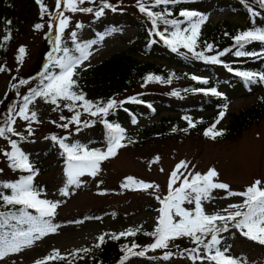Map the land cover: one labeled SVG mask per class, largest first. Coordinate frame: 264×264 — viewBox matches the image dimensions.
Instances as JSON below:
<instances>
[{
	"label": "rangeland",
	"instance_id": "374dc122",
	"mask_svg": "<svg viewBox=\"0 0 264 264\" xmlns=\"http://www.w3.org/2000/svg\"><path fill=\"white\" fill-rule=\"evenodd\" d=\"M104 2L105 0H85L83 4L78 3V7H89L93 9V12L78 11L73 13L64 8L61 9L64 15L69 17V25L62 34V46L75 49V45L79 44L83 47L91 33V27L96 25V20L105 14L114 12L112 8H105L103 14L97 17L95 12L103 6ZM106 2L111 4L115 11L124 9L141 17L152 32L149 24L150 20L138 10L136 0H106ZM27 3L32 6L30 16L24 18L22 13L27 10ZM43 3L47 6L48 12L41 17L40 7L35 0H15L16 21L15 29L11 35L10 49L0 59V65L7 69L0 72V126L7 120L9 108L15 105L18 109L22 103V97L28 94L29 88L20 94V79H25L36 73L35 71L40 67L42 58L47 52V49L45 50L47 46L54 51L55 25L58 23L54 19L57 15L56 1L43 0ZM51 3L54 4L52 8L50 7ZM50 18L54 25L51 30L48 26ZM220 22H227L230 26L235 27L244 26L245 24L241 16L229 12L228 9L213 10L205 23L213 27ZM36 23L44 24V28L35 30L33 26ZM78 24L81 27H77ZM180 26L181 28L187 27V22L183 21ZM163 28L174 30L171 25H165ZM138 30L139 27L126 25L89 44L87 47V50L91 53L89 59L77 68V73L81 68L89 67L95 62L121 51L145 61L181 68V66L164 57L144 55L135 51L136 46H132L129 38ZM73 31L76 32L75 40L71 38ZM157 42V45L162 46L159 40ZM20 46H24L26 50L22 62L17 60ZM203 75H208V72H204ZM182 83L138 85L130 92H134V90L167 92L172 86ZM13 84L16 85L15 88L12 87ZM263 91L264 86L255 85L249 89L231 92L226 105L230 111H236L241 106H247L255 102L257 94ZM130 92L123 93L118 98L120 99ZM64 103L67 102L62 101L60 107L53 111L55 105L37 98L30 105V110L37 113L39 123L31 122V135L28 134L29 121H24L19 117H15L16 123L13 127L20 136L8 134L11 139L17 141L18 147L24 153H39L38 155L32 154L33 160L37 159V165L44 168L35 175L34 181L46 184V190L41 192L42 199L59 202L54 217L61 222L58 224L57 232L49 233L39 240H35L31 246L25 247L19 253L9 254L3 260H0V264H31L35 260L51 254L53 249H58L62 255H66L76 249L90 247L104 232L117 235L126 232L128 229H141L144 232L136 244L138 246L137 252L143 251L147 255L161 257H165L166 253H171L168 257L174 264H194L197 260L190 259L189 252L184 251L195 247L187 237L170 241L168 248L153 250L147 247L154 242L155 237L145 235V233L154 231L159 216L158 210L161 207L156 196L163 198L167 195L169 176L176 164L182 160L189 163L187 170H180L185 175L188 174V171L203 174L209 168H215L219 173L214 178L216 182L228 184L232 191H243L257 179L264 182V115L235 137L212 139L204 135V129H207L206 125L216 122L215 119H212L214 117L212 110L191 114L161 107L160 112L152 118L141 117L135 123L122 122L127 129L123 134L124 139L122 141L125 146L119 148L115 156L101 162L100 170L95 177L90 175L81 177L82 183L80 186H70L69 195L65 196L61 192L66 182L65 163L62 161L63 152L51 140V136L55 134L57 137L66 136L70 139L77 137L79 140H86L95 134L94 131L99 129L98 125L102 114L94 117L90 113L84 112L80 116L82 122L80 125L69 124L67 129L61 128L57 125L67 123L68 120H61L60 117L64 116L71 119L75 113L74 110L70 112L65 108ZM206 116H210L209 121L196 123L194 128H189L188 123L184 122L186 118L196 117L198 119ZM161 117H166V119L163 120ZM172 118L176 121L175 124L178 127L173 128L175 131L173 129L163 131L165 124ZM53 121L56 123H53ZM85 121L89 122V126H84L83 122ZM228 122L229 117L224 115L220 122L216 124L215 129L225 127ZM152 124L153 126L150 128L149 126ZM77 127L80 128L79 132L76 131ZM143 128L153 129L154 132H151L145 139L132 138L133 135L140 134ZM184 129H187V131H184ZM100 135V137H103L102 133ZM21 136L25 139H21ZM49 145H54L52 152L43 156L42 154L47 151ZM95 148L104 151L107 144L100 143ZM10 150L8 140L0 138V151ZM156 157H159V160L153 163ZM33 160H30L32 165ZM0 169L3 170L0 171L2 182H14L21 176L29 174L12 170L9 167V161L3 155H0ZM129 176L138 181L154 183L159 187L146 191L125 189L121 186V180ZM179 183L180 181L177 182V186H179ZM241 201V197H230L227 196L225 190L214 189L211 192V199L203 201V207L206 213L212 214L227 208L229 204L240 203ZM184 207L191 209L194 205L185 203ZM83 216L90 218L85 221H77ZM229 229L237 232L235 228L229 227ZM252 242L254 241L237 237L232 242L226 255L238 256L241 259V254L244 253L247 259H241L242 264H264L263 248ZM71 264L92 263L81 261Z\"/></svg>",
	"mask_w": 264,
	"mask_h": 264
},
{
	"label": "snow or ice",
	"instance_id": "6c2138e0",
	"mask_svg": "<svg viewBox=\"0 0 264 264\" xmlns=\"http://www.w3.org/2000/svg\"><path fill=\"white\" fill-rule=\"evenodd\" d=\"M181 0H136V5L141 13H144L151 21L155 34L160 37L167 46L171 48L173 52H177L180 47L187 49L191 52L195 58L203 59L205 61L219 64L222 61L220 56L225 55L231 49H224L217 55L206 56L203 51L197 52V39L199 35L200 25L204 23L206 17L203 15L189 10H181L179 15L184 17L189 26L181 28L180 25L183 21L178 19H168L171 15L168 9L162 12L153 11L154 7L160 5L178 4ZM36 3L40 7V15L43 17L47 14V6L43 3V0H36ZM79 4L85 3V0H56L55 8L57 15L54 19L58 22L55 25L56 34L53 43L55 44L54 52L62 53L59 56L53 57L49 54V65H46L45 72L41 74L39 85L36 88H29L28 94L22 97V103L17 107L11 106L8 110L7 120L0 126V138H5L10 144V151H0V155H3L9 161V167L14 171H22L29 173L28 175L21 176L14 182H0V205L20 206L15 213L12 212H0V227L8 224L9 219L17 221L19 224H27L29 227L26 231L19 230L15 226L10 233H5L3 238H0V260L8 256L11 253H19L25 247L31 246L35 240H39L43 236L49 233L57 232L59 225L52 223V217L56 214V209L59 202H53L47 199L41 198V190L34 185V177L38 170L33 168V165L29 161L28 155H26L17 144L16 140L10 138L8 134L20 136L16 133L13 125L16 123L15 117H19L24 121H29L28 134L31 135V122L37 120V113L30 110V105L33 104L37 98L43 99L46 103H51L56 107L53 111H56L60 107L62 101L64 107L70 112L76 107H82L83 111L90 113L91 116L107 115L110 109L117 105V101L110 99L106 105L100 106L94 104L92 101L85 98L83 92H77L74 87L77 84L75 76L78 75L77 68L83 65L85 60L89 59L90 52L87 47H81L79 44L75 45V50L79 55H73L67 46H62V34L69 25V17L64 15L62 8L67 9L70 12H93L89 7H78ZM259 5L264 8V0H259ZM105 8H115L106 2L99 8L95 15L99 17L103 14ZM252 16L255 17L260 13L254 9H249ZM158 21L164 25H171L173 31L170 35L167 34L168 30L163 31L158 28ZM10 24L11 21H8ZM49 29L51 30L54 25L49 21ZM35 30L44 28V24L36 23ZM81 27V25H77ZM76 32L71 33V38L75 40ZM11 33L5 34L2 39L9 40ZM235 44L239 48L233 53L235 56H256L255 52H245L241 49L245 44L253 41H259L264 44V29L256 28L254 30L243 31L236 35L234 38ZM207 49L210 51L213 48L212 44H207ZM25 47L20 46L18 49L17 60L22 62L25 55ZM52 68H58L59 71L52 72ZM7 69L0 65V72H4ZM229 71L232 69L229 67ZM238 76L243 77L247 82L256 83L264 81V72H237ZM15 79V77H13ZM148 80H157L161 78L156 76L147 77ZM192 79L200 80L201 78L193 76ZM203 83H207V80H203ZM21 85L28 84V80L21 79L19 81ZM16 87L15 84L12 85ZM205 93H211L212 95L221 96L222 93L218 92L215 88L199 89ZM177 94V93H173ZM19 95V93H17ZM134 99V98H129ZM82 102L77 105L76 102ZM122 103V102H120ZM94 109V110H93ZM226 111L227 105H224ZM225 111H221L216 122L205 130L204 135L215 139L217 136L223 135L222 131H214L216 124L220 122L225 115ZM81 112L75 111L71 119L61 116V120H68L67 123L58 124V127L67 129L69 124L80 125ZM187 119V118H186ZM107 129V148L104 151L99 149H89L88 147L79 143L68 144L65 143L66 137H57L55 134L51 136V140L57 142L59 147L63 149L62 155L65 156V168L64 173L66 176L65 187L61 189L63 195H69L70 186H80L82 183L81 177L90 175L95 177L100 170V164L102 161L107 160L117 154L119 148L124 147L122 143L124 139V129L118 124L108 123L107 120L102 121ZM135 123V121H133ZM53 123H56L53 121ZM84 126H89V122H83ZM189 128H194L196 125L191 119H188ZM76 131L79 132L80 128L77 127ZM175 131V129H173ZM187 131V129H184ZM21 139L25 137L21 136ZM131 142V141H130ZM159 157H156L153 161L156 162ZM195 167V166H193ZM189 163L186 161H180L176 164L169 176L168 193L161 198L156 196V199L160 202L159 216L157 218V224L155 229L151 233H145L155 237L152 244L148 245V248H168L169 242L176 239L187 237L195 245L192 249H185V252H189L190 258L193 261H211L214 264H242L240 260L230 255H226L228 249L223 250L218 247L221 244L222 237L220 233L229 230V227L238 230L244 237L251 240L258 241L264 244V182L257 179L251 185L247 186L243 191H232L230 186L226 183L216 182V178L219 173L215 168H209L206 173L188 171L185 175L181 172V169L187 170ZM0 171H3L0 169ZM163 171V169H161ZM180 181L179 186L177 182ZM125 189L133 190H148L158 188V185L154 183L145 182L142 180H136L129 176L125 178V181L121 185ZM9 189L10 194H4L3 190ZM214 189H223L227 192V196L241 197L240 203L229 204L227 208L222 209L220 212H214L208 214L204 211L203 201L211 199V192ZM185 203L194 205L189 209L184 207ZM29 209L35 210L36 215L28 211ZM136 231L128 229L126 232H121L118 235L113 234L112 239H119L123 236L135 235ZM105 235L102 234L98 237L99 243L96 247H100L104 243ZM138 247L133 244L132 247L124 246L125 255L124 260H127L130 255L143 256L144 252H134L132 249ZM201 249L204 254L201 255ZM80 251L87 252L88 249L76 250L70 255H77ZM171 253H166L167 258ZM83 259V257H80ZM66 257L60 253L58 249H53L52 253L45 256L42 259H37L34 264H49L50 261L65 260ZM71 264V262H69Z\"/></svg>",
	"mask_w": 264,
	"mask_h": 264
},
{
	"label": "trees",
	"instance_id": "16d2710c",
	"mask_svg": "<svg viewBox=\"0 0 264 264\" xmlns=\"http://www.w3.org/2000/svg\"><path fill=\"white\" fill-rule=\"evenodd\" d=\"M51 4L52 5H50V7L52 8L54 4ZM26 6L27 10L22 13L24 18H28L30 16L32 5L27 3ZM250 8L254 9L260 14L253 17L252 13L249 11ZM165 9H168L171 12V15L167 17L168 19L186 21L187 27L189 26L188 21L179 15L181 10L195 11L206 17L204 23L201 24L199 28L196 46L197 52L203 51L206 56H213L217 55L224 49H231V51L219 57V59L222 61L221 63L214 64L203 59L195 58L191 52L183 47H180L177 52H173L171 48L167 46L162 40H160V37L155 34L151 21H149V24L152 32L148 29L147 24L141 17L136 16L127 10H118L101 16L96 20V25L91 27V33L83 47H88L89 44L94 43L99 38L104 37L111 31L120 29L126 25H133L139 27V30L129 38L132 46H136L134 49L135 51L144 55L164 57L181 66V68L165 66L161 63H154L152 61L138 59L125 51L115 53L106 59L95 62L89 67L81 68L78 75L74 77V79L77 81V84L74 87L75 91L83 92L87 100L92 101L94 104H99L100 106L106 105L110 99L116 100L118 103L115 107L109 110L107 115L102 114L100 116V124L98 125L99 129L94 131L95 134L92 137H89L86 140H79L77 137L70 139L69 137L65 136V143H79L88 147L89 149H96L95 147L100 145V143L107 144L108 129L102 122L103 120H107L108 123L114 125L121 124L124 121H132L134 118L143 116L149 117L158 114L161 107L180 111L181 113L187 112L191 114L194 112L199 113L205 110H212L214 114L212 119L217 120L219 113L221 111H225L224 105H226L227 99L231 92L249 89L255 85L264 86V81L250 83L247 82L243 77L236 74L237 72L244 71L254 73L264 72V44L259 41H253L251 43L245 44L244 48L241 49L245 52H255L258 54L256 56L237 57L233 54L239 48L233 39L236 35L243 31L254 30L256 28L264 29V8L259 5V0H181V2L178 4L160 5L154 7L152 10L162 12ZM217 9H228L229 12L241 16L245 21L244 26L235 27L230 26L227 22H220L217 25L211 27L210 24L205 23L209 14L213 10ZM8 21H11V23L9 24ZM15 21V0H0V59L3 58L7 50L10 49L12 41L11 38L5 41L2 39V37L8 32H10L12 35L15 29ZM164 26L165 25L162 22L158 21L159 30H165L163 28ZM183 28H186V26ZM171 31L173 30H168L167 34L170 35ZM157 39L162 43V46L157 45ZM207 44L213 45V48L210 51L206 47ZM46 49L47 52L42 58L40 67L35 71L36 73L24 79L28 80L29 83L21 85L20 94L24 93L30 87L36 88L39 85L41 74L45 72L46 65H49V54H52L53 57L60 55L59 53L52 51L51 47L48 48L47 46L45 50ZM70 50L72 51L73 55H79V53L74 48L71 47ZM229 67L232 69V71L228 70ZM51 71L57 72L59 69L52 68ZM204 72H208V75L204 76ZM149 76H158L161 79L159 81L148 80L147 77ZM193 76L199 77L201 79L194 80L192 79ZM203 80H207L208 82L205 84L202 82ZM172 82L183 83L172 86L167 92L151 90H134V92H130L133 91L134 87L138 85L142 86L157 83L170 84ZM210 88H215L218 92L222 93V95L216 96L212 95L210 92L205 93L203 91H198L199 89ZM126 92L130 93L123 95L120 99L118 98V96ZM81 103L82 102L79 101L76 102L77 105H80ZM73 110L74 112L80 111L81 114L84 113L82 107H76ZM226 115L229 117V122L225 127L214 130L223 132V135L217 136L215 139L235 137L259 117L263 116L264 91L258 93L256 101L250 105L241 106L236 111H230L227 107L225 111V116ZM161 119L165 120L166 117H161ZM189 119H191L196 125V123L200 124L201 122L209 121L210 116L200 117L198 119L196 117H190ZM175 122L176 121L173 118L168 120V123H166L165 127H163V131L178 127L176 126ZM211 125H206L207 129L211 127ZM151 132H154L153 129H144L141 137L136 134L133 135L132 138L136 137L138 139L140 137L145 139L149 134H151ZM101 133L103 134V137H100ZM55 143L57 147L61 149L59 144L57 142ZM52 148H54V145H49L48 149H46L47 151L41 154L43 156L48 155V153L52 152ZM61 151L63 152V149H61ZM25 154L28 155L30 161L33 160L32 154L38 155L39 153L25 152ZM64 157L65 156L63 155V163H65L66 159ZM33 161V165H35L33 168L37 169L38 172L44 168L37 165V159ZM124 181L125 179H122L121 184ZM0 182L2 181L0 180ZM34 185L40 189L41 192L46 190L45 183L34 181ZM3 192L4 194H10V190L7 189H4ZM19 207L20 206L0 205V212L15 213ZM28 211L32 212L33 215H36L35 210L33 209H29ZM89 218L87 216H83L77 221H85ZM60 222L61 221L57 218L52 217L53 224L58 225ZM13 226L22 231H26L29 227L27 224H19L17 221L9 219L8 224L0 227V236H2L1 238L4 237L5 233H10L15 230ZM133 230H138L136 231L135 235L123 236L119 239H112V235L104 232L103 234L105 235V240L104 243L100 245V247H96L97 243H99L97 240L90 247L76 249H88L87 252L80 251L75 256L70 255L76 251L74 250L73 252L64 255L66 257L65 260L50 261L49 264H69V262L78 263L81 261H88L92 264H174V262L169 257L165 258L161 256L147 255L145 253L143 256L130 255L127 260H124V246L132 247L133 244L136 245L139 237L144 234L141 229ZM236 231L237 232H234L229 229L226 232L220 233L222 239L221 244L218 247H220L221 250L224 248L230 250L232 242L237 237L240 239H249L244 237L238 230ZM254 242L259 244V247H262L264 251V244H261L258 241ZM132 250L137 252V247L133 248ZM203 254V249H201V255ZM241 256V259H247L244 253H242ZM80 257H83V259ZM234 258H237L241 261L238 256ZM194 264H214V262L207 260H197V262Z\"/></svg>",
	"mask_w": 264,
	"mask_h": 264
}]
</instances>
